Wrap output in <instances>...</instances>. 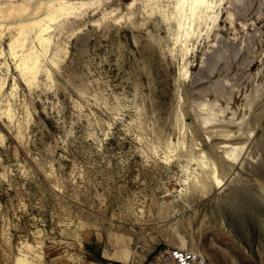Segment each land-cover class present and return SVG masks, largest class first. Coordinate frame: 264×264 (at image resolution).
Returning <instances> with one entry per match:
<instances>
[{
    "label": "rangeland",
    "instance_id": "obj_1",
    "mask_svg": "<svg viewBox=\"0 0 264 264\" xmlns=\"http://www.w3.org/2000/svg\"><path fill=\"white\" fill-rule=\"evenodd\" d=\"M193 1L62 0L15 54L1 29L0 264H264V0Z\"/></svg>",
    "mask_w": 264,
    "mask_h": 264
},
{
    "label": "bare ground",
    "instance_id": "obj_2",
    "mask_svg": "<svg viewBox=\"0 0 264 264\" xmlns=\"http://www.w3.org/2000/svg\"><path fill=\"white\" fill-rule=\"evenodd\" d=\"M203 3L204 0L193 1L190 7L191 19L195 17L196 8L199 5H202ZM181 6L182 5L179 6L181 15L179 20V28L182 30V27L184 25V10ZM42 7L47 8V11L43 16L39 17L38 15H36V13ZM75 9L76 6L73 5L65 6L62 0H21V2H17V0H0V37L2 36V32H4L1 31V29H11L13 31L12 28L15 27L19 30L17 33L11 35L12 39L10 43V48L12 53L15 54L16 49L19 46H24L26 40L30 37V33L35 31L36 39L38 40L39 45L46 49L47 46L50 44V38L49 36H46V32L51 29L50 23L56 21L58 17L63 14L73 13ZM15 21H17V23L14 24ZM43 52H45V50ZM39 56L40 55L38 51H35L34 46H30V48H28V51L21 56V63L19 65L22 67L23 70L32 74H36L37 70H39ZM234 151L235 148L232 150V152ZM232 152H229V154H225V157L231 159ZM209 176L211 179L210 181L212 183H221L220 177L216 172Z\"/></svg>",
    "mask_w": 264,
    "mask_h": 264
},
{
    "label": "built area",
    "instance_id": "obj_3",
    "mask_svg": "<svg viewBox=\"0 0 264 264\" xmlns=\"http://www.w3.org/2000/svg\"><path fill=\"white\" fill-rule=\"evenodd\" d=\"M158 264H207V257L193 248L165 249L157 261Z\"/></svg>",
    "mask_w": 264,
    "mask_h": 264
},
{
    "label": "trees",
    "instance_id": "obj_4",
    "mask_svg": "<svg viewBox=\"0 0 264 264\" xmlns=\"http://www.w3.org/2000/svg\"><path fill=\"white\" fill-rule=\"evenodd\" d=\"M88 247H90V250H92V251H94L95 252V250H96V253H95V259L97 260V261H100V262H103V263H113V264H122V263H120L119 261H112V260H110V259H107L106 257H104L103 256V254H102V251L99 249V248H95L96 247V245L95 244H90V245H88Z\"/></svg>",
    "mask_w": 264,
    "mask_h": 264
}]
</instances>
